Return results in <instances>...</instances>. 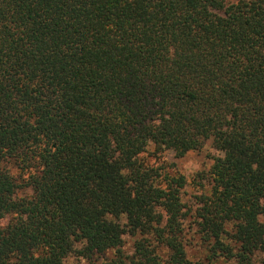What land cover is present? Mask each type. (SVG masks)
I'll list each match as a JSON object with an SVG mask.
<instances>
[{"label": "trees", "instance_id": "obj_1", "mask_svg": "<svg viewBox=\"0 0 264 264\" xmlns=\"http://www.w3.org/2000/svg\"><path fill=\"white\" fill-rule=\"evenodd\" d=\"M149 139L225 154L197 231L208 260L250 264L264 250V0H0V264L112 249L90 264H207L183 240L186 179L139 156Z\"/></svg>", "mask_w": 264, "mask_h": 264}, {"label": "rangeland", "instance_id": "obj_2", "mask_svg": "<svg viewBox=\"0 0 264 264\" xmlns=\"http://www.w3.org/2000/svg\"><path fill=\"white\" fill-rule=\"evenodd\" d=\"M209 141V140H208ZM206 141L205 143H207ZM204 143V144H205ZM204 144L198 150L191 151L193 155H189V152L182 156H176L172 151L166 149H157L155 146L152 151H147V155L141 157L145 162L151 164L152 160L156 161L154 166H162V168L166 171L171 172L172 174H182L185 179V185L180 188V192L178 195L179 200L181 201V197L186 198L184 202H182V210L187 212V216L184 217V221H188L187 226L184 228L183 240L186 248L187 255L191 261H203L207 264H213L214 261H219V258L208 260L207 256L209 254V243L205 240L200 233L197 231L196 217H195V209L199 206L197 202V196L200 194H207L212 186L211 178L209 174V162H213V158L218 156L213 152L204 151ZM212 148L217 149L216 147L211 145ZM218 150V149H217ZM220 151V150H219ZM170 152L171 155L169 159H164V154ZM153 165V164H151ZM198 165V167H197ZM212 165V163H211ZM194 169V170H192ZM187 173V175H186ZM187 188L191 189V192L186 190ZM197 190H199V194H197ZM7 216L8 222L10 221V215H4L0 218ZM120 223H122L121 218L119 219ZM162 224H158V228L161 229L160 226ZM193 226H195L196 231L193 232ZM131 240V248H133V241L135 237L124 235ZM129 240L123 239V251L126 255L127 250L125 249V245L129 243ZM228 240H230L228 238ZM163 252H165L163 250ZM162 252V253H163ZM110 252H107L105 255H94L93 260L83 258L74 253L68 255L63 259L62 264H90L92 261L99 262L103 260L106 256H110ZM71 257V260L68 258ZM250 264H264V250H256L249 257Z\"/></svg>", "mask_w": 264, "mask_h": 264}, {"label": "clouds", "instance_id": "obj_3", "mask_svg": "<svg viewBox=\"0 0 264 264\" xmlns=\"http://www.w3.org/2000/svg\"><path fill=\"white\" fill-rule=\"evenodd\" d=\"M155 123H159V121H156ZM211 145H212V140L209 139V141L204 144V151H206V152H213L215 155H218V156H221V157L225 155L223 152H221V151H219L217 149L212 148ZM153 147H154V142L151 139H149L147 141V143H146L147 151H152L153 150ZM147 151L140 152L139 153V156L140 157L146 156L147 155ZM170 155H171L170 152L165 153L164 154V159H169V156ZM189 155H193V153L190 151L189 152ZM150 163L153 164V165H155L156 164V161L155 160H152ZM211 163H214V161L213 162H209V167L211 166ZM197 167H198V165H197ZM253 167H256V165H253ZM192 170H194V169H192ZM122 172L124 174H127V170L126 169H123ZM186 175H187V173H186ZM162 187H166V186H163L162 185ZM186 190L189 191V192H191V189L190 188H187L186 187ZM197 194H199V190H197ZM185 199L186 198H184L182 196L181 197V202H184ZM260 203H261L262 206H264V197L261 198ZM156 211L162 212L164 214V221L166 222L167 221V218H168L167 213L162 208H157ZM106 215H107V218L109 220L113 219V217L110 214H106ZM257 219H258V221L264 223V214H259L258 217H257ZM121 221H122V223H126L127 222V220H126V214L125 213H122L121 214ZM7 223H8V217L7 216H5L3 218H0V228L6 226ZM187 223H188V221H184L183 222V224H184L185 227L187 226ZM160 226L163 227V223ZM225 229L227 231H231L232 230V223L231 222H225ZM195 231H196V228H195V226H193V232H195ZM122 238L123 239H126V240H129V238L127 236H123ZM220 238L226 244L233 243L232 241L228 240V238L225 237L223 234H221V237ZM212 242L214 243V241H212ZM84 243H85V241H82V242H80V243H78V244H76L74 246L76 248H80V247H82V245ZM125 249L127 250V254L128 255H131L135 251L133 248H131V240H129V243L125 245ZM114 251H115L114 249L109 250L110 254L114 253ZM165 251H167V250H165ZM34 255H37L38 256L39 253L36 252V253H34ZM68 259L71 260V257H69ZM81 259L83 260L82 257H81ZM11 264H15V261H12ZM102 264H104V262H102ZM213 264H236V261H235V259H233L232 261H227L224 256H220L219 257V261H214Z\"/></svg>", "mask_w": 264, "mask_h": 264}]
</instances>
